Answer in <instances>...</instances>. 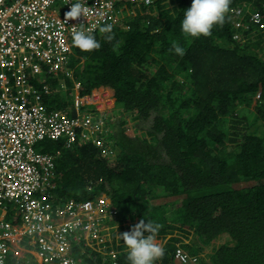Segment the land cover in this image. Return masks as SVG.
I'll list each match as a JSON object with an SVG mask.
<instances>
[{"label": "trees", "instance_id": "obj_1", "mask_svg": "<svg viewBox=\"0 0 264 264\" xmlns=\"http://www.w3.org/2000/svg\"><path fill=\"white\" fill-rule=\"evenodd\" d=\"M145 1L93 34L98 49L75 46L68 94L59 85L45 94L49 108L65 109L78 81L81 94L102 86L115 93L102 145L41 142L56 167L45 193L55 207L108 198L119 225L105 243L117 251L106 264H129L117 236L141 219L159 224L154 237L165 240L155 264H178V249L199 264H208L202 252L213 264H264V28L250 13L237 26L230 13L241 5L264 15V0H232L225 23L199 37L181 29L192 0ZM173 43L183 56L170 50ZM122 117L135 118L147 136H128ZM78 241V264L102 263L104 252ZM8 254L6 264H28Z\"/></svg>", "mask_w": 264, "mask_h": 264}, {"label": "built area", "instance_id": "obj_2", "mask_svg": "<svg viewBox=\"0 0 264 264\" xmlns=\"http://www.w3.org/2000/svg\"><path fill=\"white\" fill-rule=\"evenodd\" d=\"M143 1L81 0L86 17L72 19L65 17L71 0H0V264L6 263L8 252L28 264L33 257L39 264H78L72 254L78 240L104 252L101 264H106L107 254L116 256L114 248L102 251L109 239L104 224L116 215V208L105 195L69 198L55 207L45 193L55 176V159L39 145L52 138H65L67 144L90 139L103 144L110 111L98 104V96L81 94V82H76L72 104L53 109L45 94L55 92L52 80L66 91V79L74 77L69 64L75 32L94 34L113 26L131 12L130 5ZM247 7L230 10L235 24L241 25L250 13L253 25L264 28V15ZM98 90L103 97L113 93L104 86ZM191 257L178 249L174 260L193 264Z\"/></svg>", "mask_w": 264, "mask_h": 264}, {"label": "clouds", "instance_id": "obj_3", "mask_svg": "<svg viewBox=\"0 0 264 264\" xmlns=\"http://www.w3.org/2000/svg\"><path fill=\"white\" fill-rule=\"evenodd\" d=\"M231 2L232 0H192L190 7L184 10L183 19L181 21L182 31L192 37L211 35L214 25L222 26L225 23L226 14L229 11ZM67 3H69V0H67ZM86 13L87 9L84 7L81 0H71L70 10L66 11L65 17L77 19L86 17ZM110 27L111 26H108V30H110ZM73 43L83 51H91L100 47V42L91 31L85 30L77 31L73 34ZM170 50L180 56L184 55V48L178 43H173L172 49ZM112 220H115V222L113 223ZM116 220L117 217L115 215L110 218L111 223L109 225L106 224L108 220L105 222L104 227H106V229L110 227L112 228L111 231H117L119 224ZM159 227V224L148 220L145 222L144 219H141L132 226L130 231L118 234L128 249L127 260L129 264H155L157 260L164 257L165 249L155 243V239H161L154 237ZM145 232L148 234L145 235ZM102 251L105 250L102 249ZM108 259H111V256L107 254V260ZM32 262L39 264L35 257H33Z\"/></svg>", "mask_w": 264, "mask_h": 264}, {"label": "rangeland", "instance_id": "obj_4", "mask_svg": "<svg viewBox=\"0 0 264 264\" xmlns=\"http://www.w3.org/2000/svg\"><path fill=\"white\" fill-rule=\"evenodd\" d=\"M241 7H244L245 8V6H241ZM246 9H251V8H246ZM258 28H260V27H258ZM261 29V28H260ZM49 84L52 86V88H55L56 86H58V88L59 89H61V92H59V94H68L67 92L65 93V92H63L64 90L61 88L62 86H60V84L59 83H56V82H54V81H51V82H49ZM108 96V95H107ZM100 99H103V96L101 95V98ZM102 101V100H101ZM105 107V106H104ZM109 107V106H108ZM107 108V107H106ZM123 118V117H122ZM123 120H125V123L123 124V128L125 129V133L128 135V136H131V137H135V136H139V137H142V138H144L145 137V134H146V136H147V129H146V127L144 126V125H142V124H139L138 122H137V120L135 119V118H128V117H125V118H123ZM145 132V133H144ZM50 140H52V139H50ZM46 141H48V139L46 140ZM111 223V221H110V219L107 221V223L106 224H110ZM111 229L112 228H108V229H106V231H107V233H108V235H109V237L111 236V234H112V232L113 231H111ZM113 235V234H112ZM117 237H119V236H117ZM169 237V236H168ZM189 238H193V234H191L190 235V237ZM226 238L225 237H220V238H218L217 240H216V243H214L213 245H215V244H219V243H221L223 240H225ZM112 240H113V238H112ZM159 239H155V243H157V241H158ZM161 240V239H160ZM161 242H162V240H161ZM212 245V246H213ZM161 246H163V242H162V245ZM211 246V247H212ZM106 246L104 245L103 246V249L105 248ZM206 249L205 250H209L210 249V247L208 248V247H205ZM97 251H99V249H97ZM202 256H204L205 257V259H206V261L208 262V264H213L210 260H209V258L206 256V252H202Z\"/></svg>", "mask_w": 264, "mask_h": 264}, {"label": "bare ground", "instance_id": "obj_5", "mask_svg": "<svg viewBox=\"0 0 264 264\" xmlns=\"http://www.w3.org/2000/svg\"><path fill=\"white\" fill-rule=\"evenodd\" d=\"M237 7H241V5H238ZM236 8V7H235ZM13 19V18H12ZM17 18H15V19H13V21H19V20H16ZM4 43V42H3ZM75 55V54H74ZM73 55V56H74ZM72 56V57H73ZM72 59V58H71ZM34 82H36V81H34ZM59 82V81H58ZM79 82V81H78ZM59 84L61 85V83L59 82ZM62 86V85H61ZM80 86H81V83H80ZM105 87H107V86H105ZM75 88V86L73 87V89ZM110 91H111V88L110 87H107ZM73 89H72V91H73ZM72 91H71V93H72ZM73 94V93H72ZM89 94H95L96 96H98V98L96 99L97 101H98V104L99 105H102V106H105V107H108V106H111L113 103H114V100H113V98H112V96H111V94H109L108 96H106V97H103V99H100L101 98V95H102V92H100L99 90H98V88H95V89H93L92 90V92L91 93H89ZM102 100V101H101ZM53 139V138H52ZM60 139H65V138H57V139H55V140H60ZM73 144V143H72ZM72 144H69V145H72ZM51 154V153H50ZM92 249H94V248H92ZM97 249H99L98 247L96 248V249H94V250H96L97 251ZM8 253H7V255L5 256V258H6V261H7V259H8ZM202 255V254H201ZM200 255V256H201ZM191 261H192V263L193 264H199L198 262H199V257L198 256H192L191 257ZM7 263V262H6ZM5 263V264H6Z\"/></svg>", "mask_w": 264, "mask_h": 264}, {"label": "crops", "instance_id": "obj_6", "mask_svg": "<svg viewBox=\"0 0 264 264\" xmlns=\"http://www.w3.org/2000/svg\"><path fill=\"white\" fill-rule=\"evenodd\" d=\"M111 94H114V93H111ZM162 242H163V241H162ZM162 242H161V240L159 239V240L157 241V244L161 246V245H162ZM163 243H164V242H163Z\"/></svg>", "mask_w": 264, "mask_h": 264}, {"label": "flooded vegetation", "instance_id": "obj_7", "mask_svg": "<svg viewBox=\"0 0 264 264\" xmlns=\"http://www.w3.org/2000/svg\"><path fill=\"white\" fill-rule=\"evenodd\" d=\"M112 222L114 223V222H115V220H112Z\"/></svg>", "mask_w": 264, "mask_h": 264}]
</instances>
